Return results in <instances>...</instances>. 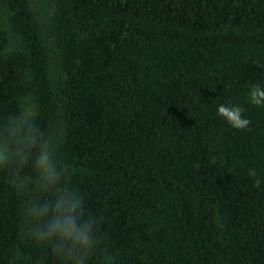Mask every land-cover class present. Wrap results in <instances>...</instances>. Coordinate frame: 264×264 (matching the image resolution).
<instances>
[{
	"label": "trees",
	"instance_id": "16d2710c",
	"mask_svg": "<svg viewBox=\"0 0 264 264\" xmlns=\"http://www.w3.org/2000/svg\"><path fill=\"white\" fill-rule=\"evenodd\" d=\"M14 44L12 48L10 46ZM264 0H0V123L30 98L116 264H264ZM239 104L231 127L216 108ZM30 163V162H29ZM0 168V264H60ZM88 264H100L97 256Z\"/></svg>",
	"mask_w": 264,
	"mask_h": 264
},
{
	"label": "clouds",
	"instance_id": "9594fccd",
	"mask_svg": "<svg viewBox=\"0 0 264 264\" xmlns=\"http://www.w3.org/2000/svg\"><path fill=\"white\" fill-rule=\"evenodd\" d=\"M247 98L252 105L264 106V84H251ZM36 111L33 106L0 123V168L24 161L30 169L29 175L15 182L22 194L32 193L22 208L23 234L50 248L60 264H88L93 256L100 264H116V256L103 247L99 221L88 213L84 196L69 181L68 166L59 156L62 134L42 132ZM216 111L235 129L250 124L239 104L220 103ZM247 174L257 186L264 183L256 169H248Z\"/></svg>",
	"mask_w": 264,
	"mask_h": 264
},
{
	"label": "rangeland",
	"instance_id": "374dc122",
	"mask_svg": "<svg viewBox=\"0 0 264 264\" xmlns=\"http://www.w3.org/2000/svg\"><path fill=\"white\" fill-rule=\"evenodd\" d=\"M13 46H14V44H12L10 46V48H12ZM33 106H34V103L32 102V100L30 98H27L25 100V102H24V110H23V113L30 111Z\"/></svg>",
	"mask_w": 264,
	"mask_h": 264
}]
</instances>
